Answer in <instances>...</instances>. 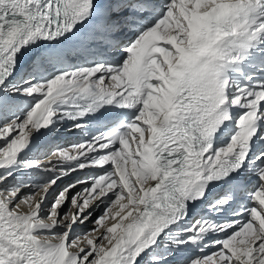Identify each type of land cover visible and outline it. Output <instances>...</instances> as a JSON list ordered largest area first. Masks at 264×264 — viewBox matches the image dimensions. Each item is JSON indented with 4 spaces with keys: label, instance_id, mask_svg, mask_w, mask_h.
Segmentation results:
<instances>
[{
    "label": "snow or ice",
    "instance_id": "snow-or-ice-1",
    "mask_svg": "<svg viewBox=\"0 0 264 264\" xmlns=\"http://www.w3.org/2000/svg\"><path fill=\"white\" fill-rule=\"evenodd\" d=\"M0 264H264V0H0Z\"/></svg>",
    "mask_w": 264,
    "mask_h": 264
},
{
    "label": "bare ground",
    "instance_id": "bare-ground-1",
    "mask_svg": "<svg viewBox=\"0 0 264 264\" xmlns=\"http://www.w3.org/2000/svg\"><path fill=\"white\" fill-rule=\"evenodd\" d=\"M69 132H67L66 134H68ZM74 133V132H73ZM65 134V136L62 138V139H60L58 142H60V143H62V144H64V145H67V144H70V143H73V142H75L77 139H78V137H77V135L76 134H72V135H66ZM79 173H77V174H72V175H70V176H68L67 177V179L68 178H70V177H72L73 175H78ZM80 174H83V173H80ZM84 175V174H83ZM51 203V201L49 202V204ZM47 210V205L45 206V211ZM94 217V216H93ZM86 226L84 227V228H80V227H77L76 228V233H81V232H84V231H86L87 229H90L91 227H93V225H92V223H90V221L87 223V224H85ZM211 251V250H210Z\"/></svg>",
    "mask_w": 264,
    "mask_h": 264
},
{
    "label": "rangeland",
    "instance_id": "rangeland-1",
    "mask_svg": "<svg viewBox=\"0 0 264 264\" xmlns=\"http://www.w3.org/2000/svg\"><path fill=\"white\" fill-rule=\"evenodd\" d=\"M75 174H77V173H75ZM78 177H70V178H65V179H63V180H61L60 182H59V187L60 188H62L63 186H65V185H67V184H69V183H72V182H75L76 181V179H77ZM83 187V185H78L77 187H76V189H74L73 190V194H75V192L76 191H79L81 188ZM59 190V188H57L56 189V191H58ZM56 193L55 192H53L52 193V195L54 196ZM51 201V196L49 197V202ZM65 210H67V209H65ZM102 211H103V205H101V208L97 211V212H95L94 213V217H93V219L96 217V216H99L101 213H102ZM90 223H92L91 221H90ZM86 225H82V226H79L80 228H84ZM92 228V227H91Z\"/></svg>",
    "mask_w": 264,
    "mask_h": 264
}]
</instances>
